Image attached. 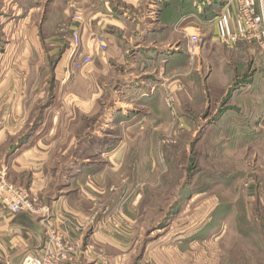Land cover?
<instances>
[{
  "label": "rangeland",
  "instance_id": "obj_1",
  "mask_svg": "<svg viewBox=\"0 0 264 264\" xmlns=\"http://www.w3.org/2000/svg\"><path fill=\"white\" fill-rule=\"evenodd\" d=\"M221 4L0 0V172L45 196L99 190L96 218L115 202L116 231L134 230L125 264H264V36L255 14L243 38L215 39ZM104 6L123 28L108 43L91 23L78 48L91 62L67 74L75 16ZM39 123L13 173L1 167Z\"/></svg>",
  "mask_w": 264,
  "mask_h": 264
},
{
  "label": "crops",
  "instance_id": "obj_2",
  "mask_svg": "<svg viewBox=\"0 0 264 264\" xmlns=\"http://www.w3.org/2000/svg\"><path fill=\"white\" fill-rule=\"evenodd\" d=\"M252 3L264 36V0H252ZM226 4L227 0H223L220 14L210 24L213 36H216L215 39H229L240 26L236 14V2L231 1ZM30 11L31 9L28 12ZM93 13L92 22L87 20V23L84 21L81 23V36L92 23L93 29L97 33L103 32L106 41L110 43V32L118 27L121 29L123 21L107 6L96 9ZM74 25L73 22L71 27ZM87 47L88 45H86L88 50ZM69 55L68 53L65 64L67 74L72 73L68 70ZM109 63L106 59L99 60V68H105ZM40 129L33 136L38 135ZM22 155L24 154L19 147L9 157L6 156L1 167H7L6 170L9 169L13 173L12 169L21 160ZM6 175L9 177L8 170ZM28 191L36 200H39L40 205L48 208L49 214L46 218L24 213L12 215L0 209V246L3 251L0 260L2 264H21L25 255L39 254L47 243L48 232L52 229L60 234L63 243L71 251L69 259L63 264H125V260L129 258L132 245L131 235L134 230L129 232V235L128 231L126 233L116 231L111 220L116 210L115 202L108 208L107 216L98 219L94 213V202L100 194L99 190H58L50 196H45L43 190ZM119 206L122 216L121 223L128 228L135 229L134 204L126 198V201Z\"/></svg>",
  "mask_w": 264,
  "mask_h": 264
},
{
  "label": "built area",
  "instance_id": "obj_3",
  "mask_svg": "<svg viewBox=\"0 0 264 264\" xmlns=\"http://www.w3.org/2000/svg\"><path fill=\"white\" fill-rule=\"evenodd\" d=\"M235 1L237 5V14L240 16L241 24L239 27V37L243 38L245 34L255 29L258 26L255 12L251 0H227V4ZM226 4V5H227ZM74 26L69 31V71H80L91 62L90 56H81L78 53V48L81 45V32L80 25L82 18L77 14L73 20ZM192 41L189 44V53L195 54L199 46V39L197 36H192ZM94 42L99 52H105L107 49L105 39L98 35ZM0 209L5 212L16 215L20 213L28 214L31 216H46L48 208H36L34 201L31 199L28 191L11 184L6 172H0ZM70 249L63 243V240L55 229H52L47 234V243L43 250L37 255H25L22 258L21 264H63L70 257ZM3 255L0 246V258Z\"/></svg>",
  "mask_w": 264,
  "mask_h": 264
},
{
  "label": "trees",
  "instance_id": "obj_4",
  "mask_svg": "<svg viewBox=\"0 0 264 264\" xmlns=\"http://www.w3.org/2000/svg\"><path fill=\"white\" fill-rule=\"evenodd\" d=\"M48 106V104L44 105L42 107V111L46 109V107ZM42 114V113H41ZM40 123L36 124L32 130L28 131L25 136L19 141V143H17L16 145L12 146L9 150V152L7 153V157H9L16 149H18L21 145H23L24 143H26V141L32 137L33 135H35V133L37 132V130L39 129Z\"/></svg>",
  "mask_w": 264,
  "mask_h": 264
}]
</instances>
